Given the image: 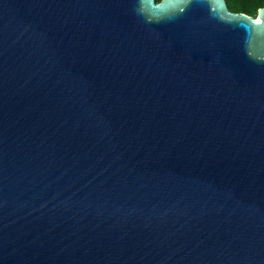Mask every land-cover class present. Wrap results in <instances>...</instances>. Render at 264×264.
I'll return each mask as SVG.
<instances>
[{
	"label": "water",
	"instance_id": "obj_1",
	"mask_svg": "<svg viewBox=\"0 0 264 264\" xmlns=\"http://www.w3.org/2000/svg\"><path fill=\"white\" fill-rule=\"evenodd\" d=\"M0 264H264V6L0 0Z\"/></svg>",
	"mask_w": 264,
	"mask_h": 264
},
{
	"label": "trees",
	"instance_id": "obj_2",
	"mask_svg": "<svg viewBox=\"0 0 264 264\" xmlns=\"http://www.w3.org/2000/svg\"><path fill=\"white\" fill-rule=\"evenodd\" d=\"M226 2L231 11L245 12L252 16H256L258 9L264 6V0H226Z\"/></svg>",
	"mask_w": 264,
	"mask_h": 264
}]
</instances>
